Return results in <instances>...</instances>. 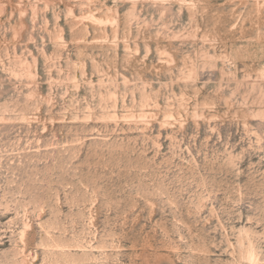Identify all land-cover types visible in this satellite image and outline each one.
<instances>
[{
	"label": "rangeland",
	"instance_id": "1",
	"mask_svg": "<svg viewBox=\"0 0 264 264\" xmlns=\"http://www.w3.org/2000/svg\"><path fill=\"white\" fill-rule=\"evenodd\" d=\"M0 264H264V0H0Z\"/></svg>",
	"mask_w": 264,
	"mask_h": 264
}]
</instances>
